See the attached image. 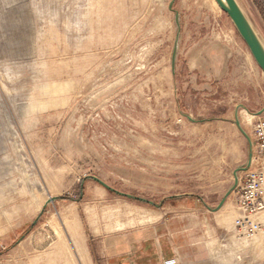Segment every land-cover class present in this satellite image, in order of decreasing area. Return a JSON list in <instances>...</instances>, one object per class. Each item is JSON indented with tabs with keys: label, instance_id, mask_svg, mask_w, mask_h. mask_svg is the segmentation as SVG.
<instances>
[{
	"label": "rangeland",
	"instance_id": "374dc122",
	"mask_svg": "<svg viewBox=\"0 0 264 264\" xmlns=\"http://www.w3.org/2000/svg\"><path fill=\"white\" fill-rule=\"evenodd\" d=\"M236 2L264 45V0ZM263 107L264 74L215 0H0V264H91L99 237L190 198L204 211L181 219L213 264H264L233 193L211 210Z\"/></svg>",
	"mask_w": 264,
	"mask_h": 264
},
{
	"label": "crops",
	"instance_id": "0c3cea01",
	"mask_svg": "<svg viewBox=\"0 0 264 264\" xmlns=\"http://www.w3.org/2000/svg\"><path fill=\"white\" fill-rule=\"evenodd\" d=\"M259 116L264 119V111ZM255 150L254 146L252 155ZM182 203H189L184 212L157 213L146 226L99 237L92 246L91 264H161L167 260H174V264H213L208 249L199 246L193 236L194 225L181 219V213L193 216L204 211L203 200L190 198Z\"/></svg>",
	"mask_w": 264,
	"mask_h": 264
},
{
	"label": "built area",
	"instance_id": "2783aa9c",
	"mask_svg": "<svg viewBox=\"0 0 264 264\" xmlns=\"http://www.w3.org/2000/svg\"><path fill=\"white\" fill-rule=\"evenodd\" d=\"M251 117L255 119L252 136L256 150L244 176L239 178L232 191L239 210L234 229L244 240H252L258 235L264 237V119L257 115ZM174 263V260H167L161 264Z\"/></svg>",
	"mask_w": 264,
	"mask_h": 264
},
{
	"label": "water",
	"instance_id": "95a60500",
	"mask_svg": "<svg viewBox=\"0 0 264 264\" xmlns=\"http://www.w3.org/2000/svg\"><path fill=\"white\" fill-rule=\"evenodd\" d=\"M215 1L218 4V6L231 19V21L233 22L237 32L239 33V35L241 36V38L245 42L246 46L248 47V49H249L253 59L255 60L256 64L259 66V68L261 69V71L264 74V45L261 42V40L258 37V35L256 34L254 28L250 24L249 20L247 19V17L245 16L243 11L241 10L239 5L237 4L236 0H215ZM170 7H171V5H170ZM175 23H176V25H179V23H178V14L177 13L175 15ZM176 52H177V39L175 41L174 49H173V52H172V67L173 68H174V64H175ZM263 111H264V108L261 111L257 112L256 115H260ZM235 123L238 126V128L240 129V131L246 137L248 143L251 144L249 136L246 134V132L242 129V127L240 125V122H239V120L237 118V114H236ZM251 157H252L251 148H249L248 158H247L246 164L243 165V166L237 167L234 170V183H233V185L225 193V195L220 200L218 205L215 208H212L211 210L216 211V210H218L219 208L222 207V205L224 204L226 198L234 190L235 186L238 183L237 173L239 171H246L248 169V167L250 165ZM86 178L87 179H91L93 181H96L97 183L102 185L104 188H106L109 191H112V192H114V193H116L118 195L124 196L126 198H130V199H134L136 201H140V202H143V203H146V204H149V205H153V206H157L158 205V204H156L155 202H153L151 200H148V199H145V198H142V197H139V196H135V195H131V194H127V193L118 191V190L114 189L113 187L109 186L107 183H105L104 181H102L101 179H99L96 176L89 175ZM57 198L58 197H50L46 201V204L56 200ZM37 220H38V217L33 221L32 225H34Z\"/></svg>",
	"mask_w": 264,
	"mask_h": 264
}]
</instances>
